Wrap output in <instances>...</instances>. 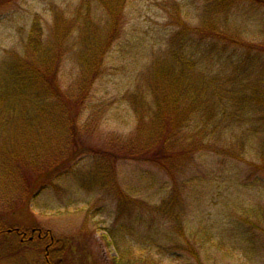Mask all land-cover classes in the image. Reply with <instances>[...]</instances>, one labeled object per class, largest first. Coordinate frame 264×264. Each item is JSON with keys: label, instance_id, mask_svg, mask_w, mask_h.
Here are the masks:
<instances>
[{"label": "rangeland", "instance_id": "1", "mask_svg": "<svg viewBox=\"0 0 264 264\" xmlns=\"http://www.w3.org/2000/svg\"><path fill=\"white\" fill-rule=\"evenodd\" d=\"M107 1L12 0L3 4L0 63L9 53L22 51L34 20L46 47L52 46V36L67 33L58 79L63 92H68L79 75L78 61H93L92 49L104 42L110 29L104 10ZM211 8L207 0H126L102 76L77 122L82 133L76 145L84 150L73 167L79 179L72 169L67 179H58L56 187L35 196L29 194L28 183L15 201L11 191L1 186L8 195L6 203L0 201V264H127L128 255L141 259L137 264L146 260L149 264H264V172L248 163L254 157L225 162L196 153L184 160L180 171L173 169L170 174L132 161H117L112 169L109 162L111 140L128 143L135 125L131 111L115 100L132 89L138 74L146 73L157 57L165 55L177 21L200 26L206 22L202 19L207 18L206 11L225 32L244 31L245 37L250 34L247 31L264 32L260 19L264 11L252 10L250 5L229 11ZM89 16L95 17L94 24ZM100 106L109 109L105 117ZM187 119L180 122L185 128L182 140L190 135ZM38 123V140H27L24 133L15 139L9 130L5 138L0 135V155L8 153L24 162L30 179L31 163L39 160L43 167L60 163L72 149L62 132L50 141L42 139L43 123ZM225 140L231 144L236 138L228 133ZM220 143L226 145L223 137ZM119 192L134 198L126 196L121 201Z\"/></svg>", "mask_w": 264, "mask_h": 264}, {"label": "trees", "instance_id": "2", "mask_svg": "<svg viewBox=\"0 0 264 264\" xmlns=\"http://www.w3.org/2000/svg\"><path fill=\"white\" fill-rule=\"evenodd\" d=\"M11 1L0 0V7ZM208 1L214 11H229L235 6L246 5L252 6V10L264 11V0ZM125 3L126 0L104 3L110 29L104 42L92 49L93 61H78L79 75L68 92H63L58 79L67 33L62 37L52 36V46L46 47L42 29L34 20L22 51L9 53L0 63V135L5 138V132L9 130L15 139L24 133L28 134L27 140H38L36 129L40 125L38 122H42V139L50 141L56 132H62V138L71 141L68 145L72 148L67 150L60 163L44 167L39 160L31 163L32 179L25 172L28 166L24 162L8 153L0 155L2 203L7 202L9 191L11 197H15L14 201L22 197V190L28 183L32 188L30 195L51 190L58 185V179H67L73 167H77L76 158L84 151L76 145L80 131L82 133L77 122L86 104L92 100L95 83L102 76L100 73L106 65L110 44L120 29ZM209 13L204 12L207 18L202 19L206 22L200 26L190 27L183 20L177 21V31L166 45L165 55L157 57L146 73L138 74L132 89L115 100L131 111L135 125L127 137L128 143L111 140L113 149L108 156L112 169L117 161H132L161 167L170 174L173 169L180 171L185 159L201 153L220 157L225 162L227 159L241 160V156L245 159L254 157L255 163H248L264 172V32L247 31L248 37L244 31L236 30L238 35L225 32L217 27ZM94 18H88L92 24ZM260 19L264 20V16ZM232 27H235V21ZM48 55L50 59H47ZM108 110L100 106L104 117ZM185 119L191 125L188 140L180 137L185 133L180 122ZM228 133L234 135L235 143L229 144L225 140ZM222 137L226 145L220 143ZM30 143L36 146L34 142ZM36 152H41L37 146ZM73 171L78 178L76 168ZM3 184L7 193L1 187ZM119 194L121 201L126 196L134 198L129 193ZM129 256L127 264L140 263L141 259L133 260ZM149 262L146 260L145 264Z\"/></svg>", "mask_w": 264, "mask_h": 264}]
</instances>
